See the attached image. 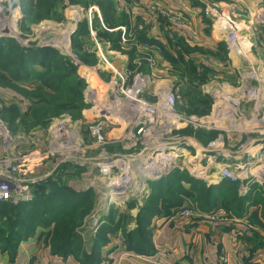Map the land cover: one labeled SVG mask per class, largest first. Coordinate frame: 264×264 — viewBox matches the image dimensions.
<instances>
[{
    "label": "crops",
    "instance_id": "crops-1",
    "mask_svg": "<svg viewBox=\"0 0 264 264\" xmlns=\"http://www.w3.org/2000/svg\"><path fill=\"white\" fill-rule=\"evenodd\" d=\"M113 1L116 15L126 19L128 23L121 27L132 30L142 42L137 44V48L155 58V63L144 74L146 78L143 76L140 79L145 88L141 99L153 104L157 112L160 108V122L173 121L165 129L154 126L151 134L146 130L142 134L145 147L146 144L152 146L153 142L157 144L161 134H172L174 129L184 128L188 124L221 131L216 139L207 144L192 135L176 137L172 134L167 144L176 149L174 151L177 159L172 158L173 164L163 174L179 166L186 168L207 186H218L222 181L229 179L223 177L220 170L226 166L234 167L232 170L239 175L237 180L240 181V195H249L253 204L251 203L244 215L234 216L222 207L208 212L201 211L195 202L188 199L184 206L190 205L198 210L193 216L174 218L171 215L153 218L151 227L154 253L140 254L127 250L123 244L120 226V229L110 236V241L102 247L101 259L95 264H264V248H254L253 240V230L263 231V228L252 220L254 211L258 209V212H261L260 202L254 199L257 194H263L264 188V167L259 159L264 153V0ZM207 5L217 8L215 15L205 13L212 24L207 23L204 18V7ZM19 10L22 15L20 6ZM170 13L179 15L183 24L175 22ZM96 14L102 24L98 6L93 5L89 12L85 13L90 28L89 37L97 43L96 53L99 60L95 65L78 64L82 73L80 75L87 82L84 90L85 101L90 103V106L84 109V118L81 121L99 120L104 107L111 113L114 111L113 123L116 126L106 131L108 137L114 138L113 135H122L123 120L128 116L127 109L122 107L127 106L131 100L124 97L123 101L119 100L117 104L111 94L118 80H121L119 77L127 67L129 57L127 53L112 49L108 43L97 41V32L92 27ZM230 32L235 33V41H230ZM175 36L184 37L192 45L211 50H218V42L221 40L228 44L227 59L197 54L199 61L216 71L214 77L202 86V89L214 98L211 113L206 116L186 117L176 113L175 108L171 110L168 99L176 79V75L172 74V65L164 58L161 50L147 47V43L143 41L144 38L154 39L155 42H160L159 45L168 47L169 39ZM254 89H258L256 97ZM12 95H15L14 98L20 96L16 92ZM106 98L110 103H105ZM123 112L125 114H122ZM101 122L109 124L106 120ZM163 130L166 132L162 133ZM157 132L160 133L158 136L155 135ZM152 135L157 139L151 137ZM242 140L238 146L240 148H235L236 143ZM156 171L158 170L154 172ZM161 175L148 176V187L143 191L144 194L151 191L150 182ZM92 185L93 181L87 187L79 189ZM120 194L113 192L111 196L114 197L115 203L121 205L120 210L123 211L127 208L123 203L130 201V198ZM103 220L101 216L100 221ZM134 226V222L128 224V228ZM42 230L39 228L34 236L19 244L13 260L11 253L2 250L0 245V264H82L74 253H53L47 234H42Z\"/></svg>",
    "mask_w": 264,
    "mask_h": 264
},
{
    "label": "trees",
    "instance_id": "trees-1",
    "mask_svg": "<svg viewBox=\"0 0 264 264\" xmlns=\"http://www.w3.org/2000/svg\"><path fill=\"white\" fill-rule=\"evenodd\" d=\"M60 1L22 0L12 1V5L22 8L24 15L21 27L24 29L28 20L37 24L45 19H52ZM82 2L85 7L88 4L99 7L102 21L108 29L101 26L97 14L93 29L112 49L128 53L129 66L134 70L136 67L133 60L138 48L136 45H132L131 49L124 47L121 26L128 23L126 19L116 15L114 1ZM203 14L205 21L212 24L205 12ZM89 35L90 28L86 17L79 21L78 29L72 37V47L82 62L95 65L99 58L96 45ZM143 41L157 44L164 58L172 65V74L176 75L172 92L176 96V111L186 116L210 114L214 98L205 92L202 86L214 77L216 71L199 61L197 54L227 59V42L221 40L218 42V50H211L192 45L180 36L169 39L168 47L159 45L160 42L157 43L154 39L144 38ZM78 69L69 56L54 46L33 44L31 47H25L13 36H0V87L11 89L28 101L24 110L17 101L4 103L0 108V115L9 130L13 134H30L39 126L47 128L53 117L63 113L70 114L74 120L82 119V111L87 106L84 96L87 82ZM90 131L88 128V133ZM220 133L217 129L194 127L191 124L172 131L174 136H195L204 144L216 139ZM72 167L67 161L60 162L50 175L34 183L29 200L17 203L0 200V245L2 250L11 253L12 260L19 244L34 236L39 228L43 229L42 234H47L53 253H74L82 264L99 263L102 247L110 241V236L115 234L120 226L123 244L127 250L152 254L155 252L151 227L153 218L173 215L188 199L195 202L201 211L208 212L222 207L234 216L244 215L251 203L253 204L249 195H240L239 180L226 179L218 186H207L186 168L175 166L150 182L152 189L136 215V226L133 229L126 228L125 216L122 213L116 218L114 214H109L95 229L93 243L88 249L82 233L86 228V216L96 211V192L93 186L79 189L68 183L69 177L79 176L85 169L79 164H74V170L70 169ZM64 175H67L68 179L63 180ZM262 191L263 194H257L254 199L260 202L261 212H258V209L254 211L252 220L264 230V188ZM130 199L135 203L137 198ZM253 240L254 248H264V236L260 231L253 230Z\"/></svg>",
    "mask_w": 264,
    "mask_h": 264
},
{
    "label": "rangeland",
    "instance_id": "rangeland-1",
    "mask_svg": "<svg viewBox=\"0 0 264 264\" xmlns=\"http://www.w3.org/2000/svg\"><path fill=\"white\" fill-rule=\"evenodd\" d=\"M12 1L19 2L22 0H0V25L2 26H0V30L8 27L11 31V36L15 37L18 40V43L25 47H31L33 44L40 46H54L60 50V52L69 56L78 67V64L84 63L78 58V55L73 50L72 34L76 33L79 26L78 22L86 18L85 13H88L93 5L88 4V6L85 7L82 2L85 0H61L52 19H45L37 24L31 23L30 20H28L26 27L22 29L21 21L24 13L21 8V15L19 5L13 6ZM101 26L104 29H108L104 22ZM121 29L123 35L124 29L122 27ZM126 30L129 31V29ZM137 40L140 39H134L132 44L122 43L124 47L126 46L131 49V46L134 45V42ZM93 41L97 48V43L95 40ZM97 41L105 43V40L98 36ZM108 42L110 43V41ZM137 50L138 51L133 60V64L136 68L132 70L129 63L127 67L124 68L128 69V75L127 77L125 76L128 85L134 83L137 74H140L136 79L141 84L140 79L143 78V76L146 78L144 75V69L147 71L150 70L153 63H155V58L152 54L144 53L139 49ZM127 55L129 57L128 53ZM144 66L146 68H142ZM124 69L121 72V75H124ZM78 72L79 74H82L79 69ZM132 73L133 76L131 77ZM121 75L119 79L122 80ZM121 80H118L111 96L116 99L117 104L120 101H123L124 97L130 98L129 100L131 101L127 106L123 105L122 107V109H127L128 113L126 119L123 120L124 128H121L122 135H113L115 136L114 138L108 137L106 131L108 128V130H110L112 126H116V124L113 123L115 113L114 111L111 113L106 107L102 109L100 117L98 118L99 120L91 122L81 121L84 117L82 119L74 120L70 114L63 113L58 117H53L47 128L39 126L30 134L22 132L13 134L0 115V173L2 174V177H11V179L12 177H16L18 180L22 181L23 188L25 191L29 192V195L26 193L27 196H32L34 183L44 179L40 176L50 175L60 162L67 161L71 163L73 167L70 169L72 170L75 169L74 164H79L85 167V172L83 171L79 176L73 178L69 177L68 179L67 175H64L63 180L68 179V183L76 188H85L87 185H90L92 181L94 183L92 186L96 192L94 203V210L96 211L92 215L89 214L86 216L84 224L86 225V228L82 233L84 244L88 249L91 248L93 243L96 231L95 228L101 224V216L102 219H106L109 214H114V217L116 218L119 213H122L125 216L124 225L126 228L133 229L135 227L128 228V224L131 222L136 223V215L149 194H144L143 192L145 188L148 187L146 185L148 176L160 175L161 172H164L171 166V164H173L172 158L177 159L176 152L174 151L176 149L169 147L167 144V140L170 139V136H173L172 134H164V136L161 134L159 140H157V144L159 145H157L156 142H153L154 144L152 146L146 144L145 147V143H142V134H144L146 130L147 133L151 134V130L154 126H161V129H165L169 127L173 121L171 123L160 122V119L158 118L160 108L158 109V112L155 108L154 111H149L148 105L153 104H149L141 99V95L145 91L142 84L143 90L139 97L131 98L123 93L120 86ZM143 82L145 81L143 80ZM256 90L257 92L254 93L255 97L258 95V89ZM13 93H15V91L8 88L0 89V108L4 103L17 101L22 108L25 109L26 105H28V101L20 98V96L14 98L15 95H12ZM105 103H110V100L106 98ZM169 104L172 106L171 110L173 111L175 104ZM89 106L90 103H87L85 108H88ZM163 111H166V109H163ZM124 112H126V110ZM124 112L122 114H125ZM176 113L178 112L176 111ZM182 116L186 115L183 114ZM101 119L109 122L107 125L103 123L104 135L106 136L107 142L98 143L97 138L94 137L91 131L88 133V128L91 130L90 126L102 121ZM140 129L142 130L139 131ZM165 132L166 131L163 130L162 133ZM159 134L160 133L157 132L155 135L158 136ZM155 135H152L151 137L154 138ZM135 136H137V138ZM120 137L126 139L120 140ZM241 142H243V140L238 141L235 148H240L238 146H240ZM20 156L23 157L21 158ZM28 156L29 158H25ZM19 157L21 159L18 163L17 158ZM259 159L262 160L261 163H263L264 167V153ZM14 163H17L18 166L17 170L12 171L11 168ZM108 165L113 168L108 173H104L102 168L103 166ZM164 165H167V167ZM122 167H124V171H127L126 174L123 173ZM160 167L161 169H159ZM232 168L234 170V167ZM232 168L229 166L223 167L220 170L221 175L223 169H228L239 177ZM241 169L242 168H240V170ZM155 170L158 171L154 172ZM117 186L118 188H116ZM13 187L15 188L14 184ZM150 187H152V185ZM113 192H120L122 197H127L128 199L132 197L137 198L136 202L133 203V201L128 200L124 203L122 202L123 206L127 208L121 211V205L115 203L114 197L112 198L111 196ZM17 194L18 193L14 194V198L17 197ZM23 199L24 200L19 201H26L31 198L26 197ZM10 201L13 203L18 202L14 199ZM132 212L134 214H131ZM89 224L92 225L93 228L88 227ZM93 225L97 226L94 228ZM260 232L264 236V230Z\"/></svg>",
    "mask_w": 264,
    "mask_h": 264
},
{
    "label": "built area",
    "instance_id": "built-area-1",
    "mask_svg": "<svg viewBox=\"0 0 264 264\" xmlns=\"http://www.w3.org/2000/svg\"><path fill=\"white\" fill-rule=\"evenodd\" d=\"M216 11H217V8L214 7V6H208L207 5L205 7V13L206 14H214L215 15ZM170 17L175 22H177L179 24H183V20H182V18L179 15H174V14L170 13ZM134 39H138L136 34L133 31H130V30L127 31L126 29H124V32H123V35H122V42L123 43H131L132 44ZM229 39H230V41H235L236 40L235 33L230 32ZM141 43L142 42L137 40V41L134 42V45L137 46V44H141ZM145 45L147 47L150 46L153 49L159 50V46L157 44L156 45H153V44L150 45V44L147 43ZM124 71H125V73H124V75H121L122 80H121V83H120V86H121V89H122L123 93L126 96H129L131 98L132 97H134V98L139 97V95L141 94V92L143 90V86L137 81L136 78L138 76H140V74H137V77L135 78L134 83L132 85H128L127 84V79H126V77L128 75V73H127L128 69L126 68V69H124ZM256 92H257V90L254 89V93H256ZM168 101H169V103H171V105H174L175 102H176V96L173 95V94H170ZM148 109H149V111H154L153 105H148ZM90 129H91V133L94 135V137L97 138L98 143L107 142L106 136L104 135L103 122L100 121L98 123H95V124L91 125ZM141 130L142 129H140L139 131H141ZM176 137H180V136H176ZM43 154H45V153H43ZM37 155H38V153H37ZM41 155H42V153H41ZM20 157L22 158L23 156H20ZM20 157L17 158V162L18 163H19V160L21 159ZM25 158H29V156L25 157ZM17 166H18V164L14 163L13 167L11 168L12 171L17 170ZM112 168L113 167L108 165V166H103L102 170H103L104 173H108L109 171L112 170ZM122 171H123L124 174L127 173L126 170L124 171V167H122ZM222 176L226 177V178H229L232 181H236L238 179V176L233 174L228 169H223L222 170ZM12 179H11V177H4V176L2 177V174H0V200L4 201V200H12V199H14V200L19 201V200H24L23 198H26V197L30 198L31 196L30 197L27 196V194L29 192L25 191V189L23 188L24 186H23L22 181L18 180L16 177H12ZM13 184H14L15 188L13 187ZM23 192H24V194H23ZM15 193H18V194L16 195L17 197L14 198V194ZM197 211L198 210H196L194 207H191L190 205H186V206H183V207L177 209L175 211V213L173 214V217L174 218L189 217V216H193L194 214H196ZM226 260L227 259L225 257L224 261H226Z\"/></svg>",
    "mask_w": 264,
    "mask_h": 264
},
{
    "label": "water",
    "instance_id": "water-1",
    "mask_svg": "<svg viewBox=\"0 0 264 264\" xmlns=\"http://www.w3.org/2000/svg\"><path fill=\"white\" fill-rule=\"evenodd\" d=\"M2 35H9V36H11L12 34H11V31L8 29V27H5L4 29L1 30L0 36H2ZM161 174H163V172Z\"/></svg>",
    "mask_w": 264,
    "mask_h": 264
}]
</instances>
